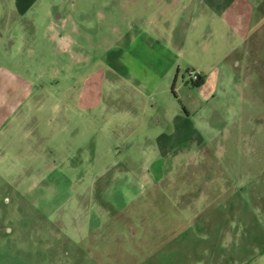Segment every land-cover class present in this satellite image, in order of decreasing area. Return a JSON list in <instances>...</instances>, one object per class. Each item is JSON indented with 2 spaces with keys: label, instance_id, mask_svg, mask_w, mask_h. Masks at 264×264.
I'll return each mask as SVG.
<instances>
[{
  "label": "rangeland",
  "instance_id": "obj_1",
  "mask_svg": "<svg viewBox=\"0 0 264 264\" xmlns=\"http://www.w3.org/2000/svg\"><path fill=\"white\" fill-rule=\"evenodd\" d=\"M243 1L248 70L204 0H40L63 43L53 71L23 72L54 88L0 135V264H232L264 245V0Z\"/></svg>",
  "mask_w": 264,
  "mask_h": 264
},
{
  "label": "crops",
  "instance_id": "obj_2",
  "mask_svg": "<svg viewBox=\"0 0 264 264\" xmlns=\"http://www.w3.org/2000/svg\"><path fill=\"white\" fill-rule=\"evenodd\" d=\"M209 5L214 6L216 11V17L222 24H226L232 27L235 33L231 34L232 41L230 43L229 50L226 51V55L232 56L236 51H242V63L245 65L244 69L248 70L247 57L244 58L250 51L254 53L259 52L260 48L256 51L251 49V45L245 42V46L240 48L239 46L245 41L249 34L250 21L245 24L247 17L242 14L243 8H246V2L243 0H204ZM48 5H41L40 0H0V135H5V130L11 129V125L16 122V125L20 124L22 116V100H40L37 97L39 86L40 89L51 90L54 88V73L52 72L46 83V87L39 83L40 76L33 78L26 77L25 74L31 70L43 71L45 68H57V60L46 64L47 52L51 56H58L59 54L52 50L56 48L55 45L60 43L62 45V36L58 33L44 34L40 33L39 28L43 26L41 23L50 21V11ZM264 6V4H263ZM46 28V26L44 27ZM240 41V42H239ZM47 42L48 48L46 47ZM64 47V48H63ZM58 48L59 52H67L69 47L63 46ZM160 45H157L154 50H160ZM43 48V49H41ZM152 49V50H153ZM242 49V50H240ZM47 50V51H46ZM228 52V53H227ZM236 52V53H238ZM71 53V52H70ZM161 51L156 54L154 58L156 63H160L166 60L165 54L162 56ZM61 56V55H60ZM29 59L32 66H29ZM235 65L239 60L233 59ZM28 61V62H27ZM53 71V70H52ZM24 72V73H23ZM201 77L202 75L199 74ZM203 81L200 85H203L206 78L202 77ZM199 85V86H200ZM28 90H31L30 92ZM56 94V93H55ZM52 96V94L50 95ZM11 99H17L11 103ZM7 132V130H6ZM7 143L12 144V141ZM3 145H7L6 142ZM7 150L6 147H0V152ZM225 235V234H224ZM226 239V238H224ZM229 239H226V244ZM254 242V241H253ZM256 243V242H255ZM255 243H249L252 247L244 256H240V252L237 254V259L233 260L232 264H264V245L257 246ZM225 245V244H224ZM256 245V246H255ZM256 248V249H254ZM255 250L252 252V250Z\"/></svg>",
  "mask_w": 264,
  "mask_h": 264
},
{
  "label": "built area",
  "instance_id": "obj_3",
  "mask_svg": "<svg viewBox=\"0 0 264 264\" xmlns=\"http://www.w3.org/2000/svg\"><path fill=\"white\" fill-rule=\"evenodd\" d=\"M190 78L192 82L199 80V74L197 72H189Z\"/></svg>",
  "mask_w": 264,
  "mask_h": 264
},
{
  "label": "trees",
  "instance_id": "obj_4",
  "mask_svg": "<svg viewBox=\"0 0 264 264\" xmlns=\"http://www.w3.org/2000/svg\"><path fill=\"white\" fill-rule=\"evenodd\" d=\"M203 81L202 77L199 75V80L198 81H195L194 84L196 86H199L201 84V82Z\"/></svg>",
  "mask_w": 264,
  "mask_h": 264
}]
</instances>
